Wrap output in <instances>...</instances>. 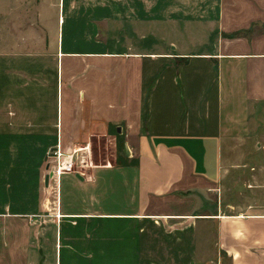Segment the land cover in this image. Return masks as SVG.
<instances>
[{"label": "crops", "instance_id": "1", "mask_svg": "<svg viewBox=\"0 0 264 264\" xmlns=\"http://www.w3.org/2000/svg\"><path fill=\"white\" fill-rule=\"evenodd\" d=\"M13 3L0 0V264H39L37 250L168 264L189 247L166 230L190 226L198 250L208 223L218 256L264 264V162L246 161L264 0H58L56 22L39 0L28 25V0ZM68 22L82 33L65 41ZM58 141L90 145L93 167L57 194L44 179Z\"/></svg>", "mask_w": 264, "mask_h": 264}, {"label": "rangeland", "instance_id": "2", "mask_svg": "<svg viewBox=\"0 0 264 264\" xmlns=\"http://www.w3.org/2000/svg\"><path fill=\"white\" fill-rule=\"evenodd\" d=\"M13 2H14L13 3V11H14L18 6L17 4L19 3V0H13ZM37 2H39V0H28V4L26 6L27 13H28L27 14L28 21H26L27 25L35 23ZM50 7H51L50 13L52 14V16H54L55 22H56L58 18V0H52ZM17 14L18 12L15 13V15L13 16V19L17 18ZM81 29H82L81 25H76V24L73 25L72 23L68 22L66 26L64 27L65 41L67 40L66 38L69 32L76 30L77 33L79 32L78 34L80 35L82 33L80 32ZM119 29L120 28H116V26H114V28L109 27L106 30H108L110 34L116 35V32ZM14 41H16L15 35L13 36V46H15V44H18V42H14ZM83 46L84 45L82 44H76V47L78 49H82ZM14 60H18V59H14ZM11 107L12 108H9L10 110H8L9 111L8 113L10 116H14L17 108L15 106H11ZM0 111H1L0 113H2V104L0 105ZM250 128H251L252 137L249 141V144L252 147V151H251V155H248V157L250 158H247L246 161L247 162L249 161L252 163L264 162V107L252 109V114H251V119H250ZM94 149L96 151L97 148L94 147ZM93 161L94 163H98L99 161L96 154H95V157L93 156ZM208 209L212 210V208H208ZM205 210H207V208ZM191 222L192 224L194 223V221H191ZM186 229L188 230L186 234H182L177 238L175 237L174 234H177L178 231H181V228L171 227L166 230V231H170V233H167V235L171 237L172 244L182 243L189 247V249L184 248L185 250H182V251H179V250L173 251L172 261L171 263H168V264H229V262L227 261V259L224 257L223 254L218 256L217 252L211 248L214 234H213V228L211 227L210 223L205 224L201 228L200 227L198 228L200 230V233L198 232L199 247L201 248L203 246L202 249L195 250L196 249L195 243L197 239L196 234L193 235V233L191 232L190 226H187ZM200 238H202V241H200ZM160 241H163V240L161 239ZM201 243H202V246H201ZM38 253L40 254V257H41L39 264H46V261L44 260L45 258L44 255L45 253H48V252L37 250V254Z\"/></svg>", "mask_w": 264, "mask_h": 264}, {"label": "built area", "instance_id": "3", "mask_svg": "<svg viewBox=\"0 0 264 264\" xmlns=\"http://www.w3.org/2000/svg\"><path fill=\"white\" fill-rule=\"evenodd\" d=\"M91 147H72L63 150L60 142L47 152V173L49 175V188L53 185L58 194L60 181L64 175H78L86 177L88 169H92ZM60 218V216H57Z\"/></svg>", "mask_w": 264, "mask_h": 264}, {"label": "water", "instance_id": "4", "mask_svg": "<svg viewBox=\"0 0 264 264\" xmlns=\"http://www.w3.org/2000/svg\"><path fill=\"white\" fill-rule=\"evenodd\" d=\"M48 183H49V175H46L44 179L45 186H48Z\"/></svg>", "mask_w": 264, "mask_h": 264}, {"label": "bare ground", "instance_id": "5", "mask_svg": "<svg viewBox=\"0 0 264 264\" xmlns=\"http://www.w3.org/2000/svg\"><path fill=\"white\" fill-rule=\"evenodd\" d=\"M243 218V217H242Z\"/></svg>", "mask_w": 264, "mask_h": 264}]
</instances>
